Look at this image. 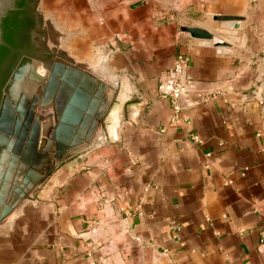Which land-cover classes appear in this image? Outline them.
I'll return each instance as SVG.
<instances>
[{
	"label": "crops",
	"instance_id": "obj_1",
	"mask_svg": "<svg viewBox=\"0 0 264 264\" xmlns=\"http://www.w3.org/2000/svg\"><path fill=\"white\" fill-rule=\"evenodd\" d=\"M210 2L242 9L241 0ZM69 19L72 29L102 27ZM182 25L149 19L119 31L95 67L80 62L83 49L73 53L80 61L48 49L126 104L0 223V264H264V62ZM180 53L196 86L173 123L158 85Z\"/></svg>",
	"mask_w": 264,
	"mask_h": 264
},
{
	"label": "water",
	"instance_id": "obj_2",
	"mask_svg": "<svg viewBox=\"0 0 264 264\" xmlns=\"http://www.w3.org/2000/svg\"><path fill=\"white\" fill-rule=\"evenodd\" d=\"M13 6L14 0H0V45L7 47L11 46L3 38L1 23L7 10ZM40 16L42 22L38 36L46 45L47 31L42 29L41 12ZM218 18L235 19L222 14ZM181 29L195 39L213 41L216 45L227 44L216 40L211 31L200 26L182 25ZM47 61L43 64L46 68L44 74L38 71V61L31 64L35 69L32 75L15 71L10 79L13 84L9 95L16 101L19 97L16 83L30 77L40 83L41 90L45 85L44 96L54 99L51 116L56 119L55 128L44 126L48 115L45 119L44 113L34 116L32 110L27 112L30 99L27 89L19 92L21 97L17 108H13L5 97L0 110V223L25 199L31 198L33 188L39 189L48 184L60 161L72 157L84 142H88L99 124L107 129L111 120L110 124L114 126L118 120L115 115L118 105L126 104L124 97L117 95L118 91L108 100V87L98 88V79L94 74L66 64L62 59H55L54 55ZM36 97L39 98V95ZM135 105H126L131 114L136 112ZM45 139L48 143L43 145Z\"/></svg>",
	"mask_w": 264,
	"mask_h": 264
},
{
	"label": "rangeland",
	"instance_id": "obj_3",
	"mask_svg": "<svg viewBox=\"0 0 264 264\" xmlns=\"http://www.w3.org/2000/svg\"><path fill=\"white\" fill-rule=\"evenodd\" d=\"M55 1H59L60 9L57 7L52 11L42 6L44 0L37 3L43 15L42 29L47 31L46 47L60 51L61 58L65 60L69 56L78 60L73 53L75 49H83L87 51V57L83 59L85 61H78L85 62L88 67L100 63L108 38L113 39L121 32L137 28L149 19L155 22L179 20L184 25H191V17L206 25L216 40L227 43L216 46L231 47L244 56L248 55L255 63L264 62V0H241L242 9L237 12L215 9L210 0H110L108 4L107 0H49V4ZM114 13L111 18L110 14ZM78 14L89 16L87 24L90 26H105L106 31L102 32V27L96 30L97 33L95 30L76 29L75 26L70 28L72 21L69 18ZM220 14L234 16L235 19L221 20L218 18ZM47 19L53 20L52 25ZM41 64L39 67L43 66Z\"/></svg>",
	"mask_w": 264,
	"mask_h": 264
},
{
	"label": "flooded vegetation",
	"instance_id": "obj_4",
	"mask_svg": "<svg viewBox=\"0 0 264 264\" xmlns=\"http://www.w3.org/2000/svg\"><path fill=\"white\" fill-rule=\"evenodd\" d=\"M37 2L38 0H14V6L7 10L6 16L2 19L1 28L3 31V20L9 16L11 24L7 32L16 46L7 47L0 45V110L5 97L10 101L13 108H17L18 101L20 100L19 97H21L20 93L25 89L28 91L29 88H32L29 90L30 99L27 102V112L32 110L34 116L46 113L48 118L44 126L49 128L53 120L51 115L54 113V99L44 96L43 91L45 85H43V90H41L40 83L35 84L33 87L30 86L29 83L26 85L28 80L24 79L17 82L15 85L16 89L20 92H18V99L15 101L9 95V88L13 84L10 83V79L15 71H24L27 75H32L35 71V69L31 67L32 63H37L38 61L44 64V62H48L47 60L53 56L38 36L42 20ZM2 46H4V48ZM50 66H52V63H50ZM38 95L39 98L36 97ZM31 127H33V123ZM47 140L48 139H45V141H43V145L48 143ZM60 163H63V161H60ZM37 190L38 188H33L30 191V195L35 194Z\"/></svg>",
	"mask_w": 264,
	"mask_h": 264
},
{
	"label": "built area",
	"instance_id": "obj_5",
	"mask_svg": "<svg viewBox=\"0 0 264 264\" xmlns=\"http://www.w3.org/2000/svg\"><path fill=\"white\" fill-rule=\"evenodd\" d=\"M189 61L185 54H178L166 76L158 85V92L162 97L168 98L173 109L172 122L180 121V113L184 109L182 100L195 90L196 81L188 72ZM201 97V95H199ZM198 99L196 100V102ZM196 142H202L199 135L193 134Z\"/></svg>",
	"mask_w": 264,
	"mask_h": 264
},
{
	"label": "trees",
	"instance_id": "obj_6",
	"mask_svg": "<svg viewBox=\"0 0 264 264\" xmlns=\"http://www.w3.org/2000/svg\"><path fill=\"white\" fill-rule=\"evenodd\" d=\"M10 18L9 16H7L4 20H3V38L4 40L12 47L16 46L15 42L12 40L11 36L8 34L7 30L10 27ZM4 48V46H2Z\"/></svg>",
	"mask_w": 264,
	"mask_h": 264
},
{
	"label": "bare ground",
	"instance_id": "obj_7",
	"mask_svg": "<svg viewBox=\"0 0 264 264\" xmlns=\"http://www.w3.org/2000/svg\"><path fill=\"white\" fill-rule=\"evenodd\" d=\"M216 39V38H215ZM42 65V64H41ZM40 68V69H39ZM46 68L44 67V66H41V67H39L38 66V70L40 71V73H42V74H44L45 72H46V70H45ZM28 79V81L26 82L27 84L26 85H28V83L30 84V86H35V84H39V82L37 81V80H35V79H33V77H30V78H27ZM30 89H32V88H29V90Z\"/></svg>",
	"mask_w": 264,
	"mask_h": 264
}]
</instances>
